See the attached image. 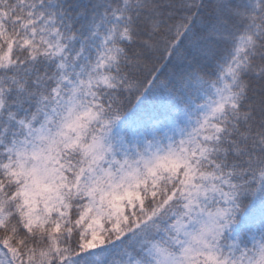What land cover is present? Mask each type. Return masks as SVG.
I'll use <instances>...</instances> for the list:
<instances>
[{
    "label": "snow or ice",
    "instance_id": "6c2138e0",
    "mask_svg": "<svg viewBox=\"0 0 264 264\" xmlns=\"http://www.w3.org/2000/svg\"><path fill=\"white\" fill-rule=\"evenodd\" d=\"M0 264H264V0H0Z\"/></svg>",
    "mask_w": 264,
    "mask_h": 264
},
{
    "label": "trees",
    "instance_id": "16d2710c",
    "mask_svg": "<svg viewBox=\"0 0 264 264\" xmlns=\"http://www.w3.org/2000/svg\"><path fill=\"white\" fill-rule=\"evenodd\" d=\"M152 99V97H149V100H151ZM135 102V98L133 97V99H132V103H134ZM147 101L145 102V106H147ZM131 106V104H129V103H126V107H130Z\"/></svg>",
    "mask_w": 264,
    "mask_h": 264
}]
</instances>
